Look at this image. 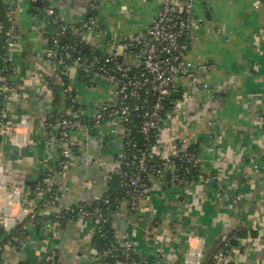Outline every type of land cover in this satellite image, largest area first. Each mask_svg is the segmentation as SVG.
I'll return each instance as SVG.
<instances>
[{"label": "crops", "instance_id": "obj_1", "mask_svg": "<svg viewBox=\"0 0 264 264\" xmlns=\"http://www.w3.org/2000/svg\"><path fill=\"white\" fill-rule=\"evenodd\" d=\"M48 1L53 7V16L69 27H78L93 16L99 28L117 39L142 35L159 12L155 0ZM3 2L16 8L19 46L11 51L4 50L0 32V51L9 53L12 58L10 84L25 85L26 93L17 103L5 107L0 104V109L11 126L24 118L30 129H16L22 138L21 144L16 145L28 146V149L13 160L6 155L8 150L4 144L8 140L0 139V161L8 189L16 188L21 197L32 194L38 178L57 159V131L48 124V116H63L66 97L56 90L58 67L55 60L51 63L45 60V51L51 44L43 35L48 22L41 13L43 2ZM262 3L263 0L195 2L194 11L202 30L191 42L186 61L193 67L208 64L210 68L198 75L196 83L175 79L171 105L181 100V94L186 98L172 114V124L185 148L191 144L197 146L201 174L211 177L212 181H204L198 176L180 188L169 182L168 174L164 179L150 177L148 197L125 225L126 235L121 230L123 214L115 215L112 222L116 241H122L124 237L137 240L136 252L147 256L153 254L155 248L151 240L144 239V234L153 227L164 254L161 264H187L184 260L189 236L202 238L203 248H209L221 234L228 233L232 245L229 264H264ZM3 8L0 1V22ZM81 38L91 51L105 48V43L96 34H85ZM65 62L64 67L70 68ZM137 62L135 55L122 57V63L127 67L135 66ZM60 72L68 73L65 82L70 88L69 94L83 117L94 114L103 102L116 100L111 84L102 83L98 78L88 83L74 70ZM46 86L52 90L49 92ZM120 129L114 122L106 121L98 129L82 128L71 133L74 151L59 187L61 207L92 204L103 196L122 147ZM214 134L222 138H215ZM23 136L27 138L26 144ZM154 152L158 159L173 160L174 140L161 132ZM27 180L31 185L26 184ZM36 206V203L31 204L32 208ZM13 211H17L16 206ZM37 227L30 228L33 233H28L16 248L5 246L0 252V264H94L93 250L97 245L89 223L73 222L64 228L61 226L56 233L51 230L47 233L41 225ZM192 244L195 246L196 242ZM51 253L53 258L48 259Z\"/></svg>", "mask_w": 264, "mask_h": 264}, {"label": "built area", "instance_id": "obj_2", "mask_svg": "<svg viewBox=\"0 0 264 264\" xmlns=\"http://www.w3.org/2000/svg\"><path fill=\"white\" fill-rule=\"evenodd\" d=\"M30 1L43 2L41 13L48 18L43 35L51 44V48L45 51V60L47 63L55 60L54 63L58 67L55 72L58 84L56 90L66 97V109L61 118L48 116V124L57 131L58 154L54 165L46 172V186L37 184L31 195L26 193L20 197L19 190L8 189L0 168V231L10 233L18 225L23 230H27L43 221L40 225L47 233L50 230L56 233L61 229V221L64 219L62 211H64L70 214L69 222L89 223L92 227V237L102 242L93 250L94 264H108L104 260L106 257L114 259V264H161L164 254L153 227H151L152 231L144 234V239L152 241L155 251L151 256L140 257L138 262L131 258L139 245L137 240L123 238L122 257L113 252L108 242L113 237L110 233L111 230L113 232L112 222L115 215L123 214L121 222L129 224L143 199L148 197L150 177L164 179L168 174L169 182L182 188V185L190 182L187 179L191 173L201 174L199 155L186 150L184 141L178 138L172 124L174 117L172 114L179 108L186 95L183 94L181 100L174 101L172 105L170 102V93L174 90L176 78L196 83L199 79L198 75L210 68L208 64L193 67L186 61V53L191 42L197 39L198 32L202 30L201 22L194 11L196 0H155L159 12L147 30L140 36L126 39H117L113 34L104 32L95 24L93 16L81 22L78 27H69L53 16L54 10L48 0ZM262 4L264 7V0ZM15 10L14 6L4 7L0 22L4 49L8 51L19 46ZM85 34H96L97 38L105 43V48L85 55L84 50L87 45L81 38ZM69 36H76L78 41L61 42V39ZM125 55H135L137 64L132 67L123 65L122 57ZM65 61L70 68L64 67ZM11 63L12 58L9 53L0 54V104L4 107L19 102V97L26 93L25 85L10 84L8 68ZM58 69L68 72L77 71L88 83L98 78L102 83L111 84L116 100L103 102L94 114L83 117L76 108L74 99L70 98V88L65 82L68 73L57 72ZM47 88L52 90L50 86ZM106 121L114 122L121 128L122 147L113 175L109 178L117 179L123 186L126 200L116 207L117 211L113 212H102L98 207L88 209L79 204L61 207L59 187L74 151L71 133L82 128L98 129ZM10 124L5 112L0 109V139L5 138L8 142L21 144L22 138L19 137L16 129L23 127L29 130L28 121L20 118L17 125ZM161 132H166L174 140L176 152L173 160H161L154 155L155 143ZM134 134L141 136V140L134 138ZM213 137L222 138L215 134ZM23 138L26 144L27 138L25 136ZM199 177L201 179L203 177L207 182L212 181L209 176ZM35 203L36 208H32L31 204ZM15 206L16 212L13 211ZM0 240H2L1 236ZM192 242H196L195 246ZM20 243L17 238L11 237L8 243L4 242L0 246V252L5 246L12 245L16 248ZM203 244L202 238L189 236L186 241L188 253L184 262L201 264L205 255ZM231 246V239L224 238L223 245L220 247L216 244L213 255L205 264H229ZM47 258L52 259L53 254L51 253Z\"/></svg>", "mask_w": 264, "mask_h": 264}, {"label": "trees", "instance_id": "obj_3", "mask_svg": "<svg viewBox=\"0 0 264 264\" xmlns=\"http://www.w3.org/2000/svg\"><path fill=\"white\" fill-rule=\"evenodd\" d=\"M0 1H1V5H3L4 7H7L6 3L3 2V0H0ZM2 18H3V15H2ZM1 34H2V32H1ZM73 41H78V39L73 37V36H69L67 38L61 39V42H73ZM84 53H85V55H89V54L94 53V51L89 50L87 48V46H86V49L84 50ZM0 54H5V51L4 52L0 51ZM9 70H10V67L8 68V73H9ZM70 98H72V97L70 96ZM134 138H136L137 140H141V136H139L138 134H134ZM196 147H197L196 145H194V144L192 145L191 144V145H189L186 148V150L199 155V150ZM46 176H47L46 173L41 175L38 178L36 185L38 184V185L46 186V183H45ZM198 176H203V175L200 174L199 172H193V173H191L188 176L187 180H189V181L194 180V178L196 179ZM125 200H126V194H125V190H124L123 186L121 184H119V181L117 179H114V180H111L109 182L105 193L103 194V196L99 200H96L92 204L80 203L79 205H83V206L87 207L88 209H91L93 207H98V208H100V210H102V212H106V211H112L113 212L114 210L117 211L116 207H118L120 205V203L124 202ZM62 213L64 215V219L61 221V223H62V227L64 228L66 225H69L70 223L72 224V222H69L70 214L68 212L62 211ZM42 222L43 221H41V223ZM41 223L38 222L35 227L39 226ZM38 228L39 227H37V229ZM34 229L36 230L35 232H37V229L36 228H34ZM30 230H31L30 228L27 229V230H23L20 227V225H18L10 233H3V232L0 231V236L2 237V240H0V246L4 242H8L11 237L17 238L18 239V243L22 242L23 239L26 238L28 233L29 234L33 233V230L32 231H30ZM110 234L113 235L111 240L108 242L111 245V249L113 250V252L117 253L119 255V257H122L123 256V253H122L123 249H122L121 245H122L123 242L122 241H116L117 240L116 236L113 234L112 230H111ZM228 237H229V233L228 234H221L219 236V239H218V242H217L218 246L221 247L223 245L224 238H228ZM93 241H95V244L98 245V246L102 244V242L96 237L93 238ZM212 255H213V253H211V256ZM142 256H146L147 257V255L139 254L135 250V252L132 254L131 258L135 262H138L139 258L142 257ZM104 260H105V262H108V264H114V259L106 257Z\"/></svg>", "mask_w": 264, "mask_h": 264}, {"label": "water", "instance_id": "obj_4", "mask_svg": "<svg viewBox=\"0 0 264 264\" xmlns=\"http://www.w3.org/2000/svg\"><path fill=\"white\" fill-rule=\"evenodd\" d=\"M16 63L19 65L20 61L17 60ZM13 67V65L11 66ZM172 93V92H171ZM170 93V95H171ZM180 97H182V94L180 95ZM4 146L7 148V153L6 155H8L10 157V159H15L17 156V154H20L21 156L24 155V152L28 149V146L25 147H19L18 145H16L15 143H11V142H7L6 144H4ZM1 155V152H0ZM0 168H1V161H0ZM27 185H31L30 180L26 181ZM1 217V214H0ZM121 230L123 231V234L125 235L126 233V227H125V222H121ZM218 240L216 242H214L209 248H208V252L205 253V255L203 256L202 262L201 264H205L206 261L209 260V258L211 257V253H214L215 249H216V244H217Z\"/></svg>", "mask_w": 264, "mask_h": 264}, {"label": "rangeland", "instance_id": "obj_5", "mask_svg": "<svg viewBox=\"0 0 264 264\" xmlns=\"http://www.w3.org/2000/svg\"><path fill=\"white\" fill-rule=\"evenodd\" d=\"M204 250H205V253H207V252H208V251L206 250V247H205V249H204Z\"/></svg>", "mask_w": 264, "mask_h": 264}]
</instances>
